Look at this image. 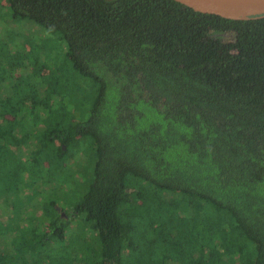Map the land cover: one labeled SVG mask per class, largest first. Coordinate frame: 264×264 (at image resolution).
Masks as SVG:
<instances>
[{
  "label": "trees",
  "instance_id": "16d2710c",
  "mask_svg": "<svg viewBox=\"0 0 264 264\" xmlns=\"http://www.w3.org/2000/svg\"><path fill=\"white\" fill-rule=\"evenodd\" d=\"M5 1L64 40L89 90L56 73L48 84L45 64L29 65L27 89L28 74L13 76L17 92L0 87V264H264V15ZM228 31L232 43L212 36ZM67 159L90 168L73 201L54 194ZM26 195L35 220L1 219ZM74 218L89 241L69 240Z\"/></svg>",
  "mask_w": 264,
  "mask_h": 264
},
{
  "label": "rangeland",
  "instance_id": "374dc122",
  "mask_svg": "<svg viewBox=\"0 0 264 264\" xmlns=\"http://www.w3.org/2000/svg\"><path fill=\"white\" fill-rule=\"evenodd\" d=\"M214 38L220 39L224 43L234 42L235 35L233 32H215L212 34ZM66 44L64 40L54 32L49 31L48 29L42 27L41 25L36 24L34 21L28 18H14L12 17L9 9V5L5 0H0V87L3 90L10 92H17L20 88H26V83L30 80L32 74L30 68L32 66V71L36 73L42 64H45L48 73L45 74L46 77H43V80L50 85L56 83V79L52 73L60 74L67 83L73 88H77L78 85L82 89L89 90V87L78 74H76L68 60L65 56ZM235 52L233 48L231 50ZM12 62V63H11ZM34 62H36L35 66ZM22 64L25 66V69L21 68L17 70V65ZM31 64V66H29ZM33 64V65H32ZM19 69V68H18ZM50 71V72H49ZM29 73V74H28ZM28 76L23 77L27 78L21 81L17 86L13 76L16 75ZM38 74V72H37ZM59 76V75H58ZM2 77V78H1ZM6 91V92H7ZM88 143V142H87ZM90 145V143H88ZM77 155V154H76ZM77 157V156H76ZM85 158V157H84ZM76 159V163L79 161ZM74 159H67L64 162H58L57 168L61 169V174H58L53 178L57 177L58 186L61 187L58 190V193H65L61 196L65 200L73 201L82 191V187L85 184L86 180L90 176V168L83 166L81 171H77V165H75ZM60 184V185H59ZM48 191L43 192L46 195ZM30 196H24L21 200V206L19 209L20 212L12 213L10 208L3 209L4 214L1 219L4 221L6 219L9 222L17 225L23 223H30L35 220L36 214L41 213L42 210L38 206L34 205V200L29 198ZM67 198V199H66ZM37 199V198H36ZM60 203L66 205L63 200H59ZM38 202V201H37ZM59 206L60 210H56V207ZM56 207H49V212L55 215V210L61 213L63 211L60 205ZM144 203L139 204V208L143 209ZM55 209V210H54ZM44 211V210H43ZM84 233V236L87 240H90L93 232L86 228L82 222L77 218L72 219L71 228L69 229L70 241L75 242L76 239H79V236Z\"/></svg>",
  "mask_w": 264,
  "mask_h": 264
},
{
  "label": "water",
  "instance_id": "95a60500",
  "mask_svg": "<svg viewBox=\"0 0 264 264\" xmlns=\"http://www.w3.org/2000/svg\"><path fill=\"white\" fill-rule=\"evenodd\" d=\"M195 11L212 13L224 18L245 20L264 15V0H175ZM56 210H60L57 206ZM61 215L66 217L64 211Z\"/></svg>",
  "mask_w": 264,
  "mask_h": 264
}]
</instances>
